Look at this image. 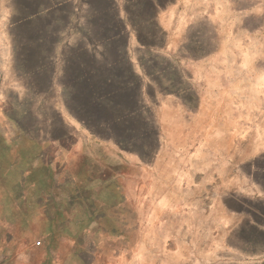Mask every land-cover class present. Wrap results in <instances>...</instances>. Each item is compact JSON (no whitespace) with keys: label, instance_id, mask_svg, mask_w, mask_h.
<instances>
[{"label":"rangeland","instance_id":"obj_1","mask_svg":"<svg viewBox=\"0 0 264 264\" xmlns=\"http://www.w3.org/2000/svg\"><path fill=\"white\" fill-rule=\"evenodd\" d=\"M5 4L0 264L264 261V0Z\"/></svg>","mask_w":264,"mask_h":264},{"label":"crops","instance_id":"obj_2","mask_svg":"<svg viewBox=\"0 0 264 264\" xmlns=\"http://www.w3.org/2000/svg\"><path fill=\"white\" fill-rule=\"evenodd\" d=\"M8 0H0V15L3 14V9L7 7L9 9L12 7V4H5ZM14 1V0H10ZM26 4L29 6L35 7V12L30 15H25L27 17H34V16H39L41 14H45L46 12L53 11L56 8H58L60 5H62L65 1H70V0H24ZM75 1V0H72ZM11 5V6H10ZM120 146L122 149H125V145L123 142L120 143ZM120 162L123 164H127L124 157H120L118 159ZM102 170L104 171L102 174L105 175V180H104V186L108 187L109 190H116L118 191V186H117V181L120 179V177L123 175V168L114 166L113 164H109L108 162L101 161ZM125 168V167H124ZM122 178V177H121ZM103 202V203H102ZM102 206H105L106 208H113L114 209V233L116 236H121L124 233L128 232H135L136 234L140 233V221L139 217L137 214L134 212V215L130 218L132 221V225L129 226L128 220L123 217L121 210H122V205H123V199L120 198L115 201H109L106 202L105 200L102 201ZM135 224V225H134ZM119 226V227H118ZM140 235V234H139ZM135 245V244H134ZM136 246H133L132 249L134 250ZM137 249V248H136ZM138 250V249H137ZM170 251V249L168 250ZM172 251L174 252L173 255L178 257V263L177 264H186V260L188 259V252L186 251V248L179 246L178 248H173ZM165 251H163L164 253ZM167 254V253H166ZM169 254V253H168ZM191 261V260H190ZM198 262V260H196ZM193 262V261H191ZM167 264V263H164ZM260 264H264V261H262Z\"/></svg>","mask_w":264,"mask_h":264},{"label":"trees","instance_id":"obj_3","mask_svg":"<svg viewBox=\"0 0 264 264\" xmlns=\"http://www.w3.org/2000/svg\"><path fill=\"white\" fill-rule=\"evenodd\" d=\"M92 101L97 104H103L106 108H114L115 105L109 99H101L97 95H93Z\"/></svg>","mask_w":264,"mask_h":264}]
</instances>
